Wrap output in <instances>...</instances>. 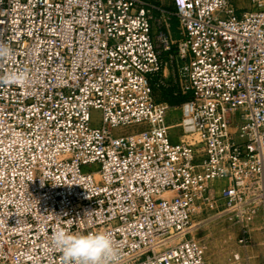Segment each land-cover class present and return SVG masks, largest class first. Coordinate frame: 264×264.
Listing matches in <instances>:
<instances>
[{
  "label": "built area",
  "instance_id": "obj_1",
  "mask_svg": "<svg viewBox=\"0 0 264 264\" xmlns=\"http://www.w3.org/2000/svg\"><path fill=\"white\" fill-rule=\"evenodd\" d=\"M172 1L0 0V75L30 73L0 84V264H63L59 226L118 264H208L201 211L264 234V0ZM156 88L190 95L175 124Z\"/></svg>",
  "mask_w": 264,
  "mask_h": 264
},
{
  "label": "rangeland",
  "instance_id": "obj_2",
  "mask_svg": "<svg viewBox=\"0 0 264 264\" xmlns=\"http://www.w3.org/2000/svg\"><path fill=\"white\" fill-rule=\"evenodd\" d=\"M162 5L168 10L176 11L172 0H152ZM240 7H246L248 0H241ZM178 20H174V31L177 32ZM175 54L174 67L178 69L181 64V58ZM165 61H168L166 65L167 74L173 73V66L170 61L169 54L164 57ZM155 95L157 99L162 98V90L156 89ZM163 100V99H162ZM167 102V101H164ZM169 103V102H167ZM173 108L169 113V122L175 124L179 121L182 112L181 104L172 105ZM99 117L98 112H93V119L97 120ZM173 139L175 141H181L185 139L179 127L173 129ZM217 210L201 211L196 214L194 219L195 228L192 236L198 240L207 244V259L208 264H264V234L262 231L263 219L262 213H254L250 216L243 218L244 225H249L250 232L252 234L251 244L246 247H240L238 245V225L235 226L232 219L229 217H218ZM240 254V259H237L235 254Z\"/></svg>",
  "mask_w": 264,
  "mask_h": 264
},
{
  "label": "clouds",
  "instance_id": "obj_3",
  "mask_svg": "<svg viewBox=\"0 0 264 264\" xmlns=\"http://www.w3.org/2000/svg\"><path fill=\"white\" fill-rule=\"evenodd\" d=\"M13 55V49L0 43V61ZM30 80L27 70L7 71L0 75V84L23 87ZM50 243L62 253L63 264H118L120 250L112 235L106 231H74L59 226L50 237Z\"/></svg>",
  "mask_w": 264,
  "mask_h": 264
},
{
  "label": "trees",
  "instance_id": "obj_4",
  "mask_svg": "<svg viewBox=\"0 0 264 264\" xmlns=\"http://www.w3.org/2000/svg\"><path fill=\"white\" fill-rule=\"evenodd\" d=\"M161 90H162V95H161L162 98H160L158 100L159 101H167V102L171 103L172 105H180L190 98V95H182V94L175 95V94H173V92H171L169 90H163V89H161Z\"/></svg>",
  "mask_w": 264,
  "mask_h": 264
}]
</instances>
